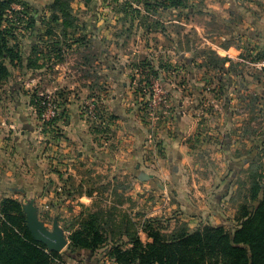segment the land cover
<instances>
[{
  "label": "rangeland",
  "instance_id": "obj_1",
  "mask_svg": "<svg viewBox=\"0 0 264 264\" xmlns=\"http://www.w3.org/2000/svg\"><path fill=\"white\" fill-rule=\"evenodd\" d=\"M5 1L20 60L0 84V205L34 200L49 230L57 220L67 264H115L123 232L147 244L151 227L233 230L255 212L264 0H64L75 28L54 19L56 0ZM212 53L234 65L208 67ZM93 215L114 237L68 257Z\"/></svg>",
  "mask_w": 264,
  "mask_h": 264
},
{
  "label": "trees",
  "instance_id": "obj_2",
  "mask_svg": "<svg viewBox=\"0 0 264 264\" xmlns=\"http://www.w3.org/2000/svg\"><path fill=\"white\" fill-rule=\"evenodd\" d=\"M167 5L184 6L182 0H165ZM64 0H56L54 19L61 20L66 28H75L78 20ZM9 4L0 0V84L10 77L5 64L14 65L20 60L18 46H10L11 32L4 28ZM264 56V55H263ZM230 62L217 54H208L205 64L219 68ZM254 197L260 189L253 188ZM257 199V198H256ZM101 222L99 215H93L80 230L70 236V245L65 252L70 258L78 260L83 254L90 256L102 249L112 231L96 224ZM150 242L144 244L137 233H121L129 239L130 248L116 246L111 249L115 264H264V194L255 212L245 215L239 228L228 230L211 225L195 231L179 226L164 234L158 229L149 228ZM78 255V256H77ZM0 264H67L59 253H49L47 248L37 243L26 227V216L22 205L6 199L0 205Z\"/></svg>",
  "mask_w": 264,
  "mask_h": 264
},
{
  "label": "water",
  "instance_id": "obj_3",
  "mask_svg": "<svg viewBox=\"0 0 264 264\" xmlns=\"http://www.w3.org/2000/svg\"><path fill=\"white\" fill-rule=\"evenodd\" d=\"M23 210L26 215V227L32 238L43 244L49 253H61L68 246V240L57 220L54 221L52 230L40 220L34 200L24 205Z\"/></svg>",
  "mask_w": 264,
  "mask_h": 264
},
{
  "label": "crops",
  "instance_id": "obj_4",
  "mask_svg": "<svg viewBox=\"0 0 264 264\" xmlns=\"http://www.w3.org/2000/svg\"><path fill=\"white\" fill-rule=\"evenodd\" d=\"M83 89H85V87H83ZM172 178H173L172 174H169V176H167L166 178L163 177V179H167V180L169 179L170 181L172 180Z\"/></svg>",
  "mask_w": 264,
  "mask_h": 264
}]
</instances>
